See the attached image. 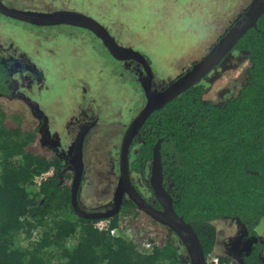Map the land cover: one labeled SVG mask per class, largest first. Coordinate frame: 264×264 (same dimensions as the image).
Listing matches in <instances>:
<instances>
[{
    "label": "rangeland",
    "instance_id": "374dc122",
    "mask_svg": "<svg viewBox=\"0 0 264 264\" xmlns=\"http://www.w3.org/2000/svg\"><path fill=\"white\" fill-rule=\"evenodd\" d=\"M252 1L254 0H14L18 6L13 7L41 13L63 8L85 12L102 23L105 22L101 21L104 17L100 12L107 13L108 24H114V30L107 28L108 32L113 31L120 39L119 41L115 37L119 44L134 49L150 60L147 59L154 73L153 90L159 92L202 60L218 38L222 37L229 24ZM60 40H69L64 48L66 50L56 47L55 43ZM92 40L95 43L92 49L82 48L84 43L81 41H91L87 46L89 47ZM56 50L57 56H51ZM0 53L14 57L24 55L36 69L45 72L46 79L40 87L37 83H32L31 73H21L17 77L20 83L18 95L0 98V112L6 115L4 124L7 128L20 127L24 132H37L35 142L27 148L28 152L46 158L58 157L65 162V155L71 156L74 151L76 133L81 125L98 118L100 124L86 141L88 151L84 159L86 166L79 192V206L87 213L111 210L120 176L123 137L147 101L135 77V74H144L142 67L115 60L95 38L78 30L67 27L59 30L33 29L26 25H9L1 16ZM251 67L246 53H232L202 81L201 84L205 86L203 99L214 106L226 104L245 85ZM91 79L95 84H92ZM81 90L87 98L83 106L85 109L74 115L69 112L68 116V104L71 102L72 105L76 99L74 96L80 94ZM50 114L63 115L64 119L58 118L55 122ZM41 115L46 117L48 124L43 132H38L42 125ZM72 172L71 167L63 172L71 175V179L63 180V184L70 187L74 174ZM131 177L143 197L149 203L154 202L155 196L149 179L132 172ZM36 190L39 188L36 187ZM125 202L129 200L125 198ZM122 209L117 214L122 231L116 230V237H133L146 250L152 247L162 248L170 240L182 255V264H190L182 242L169 228L159 225L138 209L129 213ZM213 224L217 238L213 252L206 258L207 264L212 259L221 257L243 264L251 239L246 236L240 222L226 218L216 220ZM259 235L264 246V218ZM32 238L36 241L38 234L33 233ZM22 244L31 246L32 241L22 240Z\"/></svg>",
    "mask_w": 264,
    "mask_h": 264
},
{
    "label": "trees",
    "instance_id": "16d2710c",
    "mask_svg": "<svg viewBox=\"0 0 264 264\" xmlns=\"http://www.w3.org/2000/svg\"><path fill=\"white\" fill-rule=\"evenodd\" d=\"M233 52L246 53L252 64L238 95L214 106L203 99L205 86L199 84L156 110L132 145L130 172L149 179L153 151L162 140L164 186L176 212L197 232L206 258L217 238L213 222L231 218L251 239L243 264H264L259 235L264 218V15ZM16 70L15 59L0 55V98L17 93ZM5 119L0 112V264H182L170 240L146 250L133 237L113 235L122 231L118 215L103 231L95 228L101 219L79 217L71 205V187L63 184L71 179L63 174L68 160L64 164L28 152L37 132L7 128ZM50 169L53 177L36 190L35 176ZM134 210L133 202H125L122 211ZM22 240L32 241L31 246Z\"/></svg>",
    "mask_w": 264,
    "mask_h": 264
},
{
    "label": "water",
    "instance_id": "95a60500",
    "mask_svg": "<svg viewBox=\"0 0 264 264\" xmlns=\"http://www.w3.org/2000/svg\"><path fill=\"white\" fill-rule=\"evenodd\" d=\"M0 13L6 17L35 27L71 26L91 32L99 38L110 55L119 62H136L140 64L146 75H138L146 105L139 115L132 121L123 137L120 152V176L114 192L113 208L106 212L87 213L79 206V192L83 183L84 141L87 132L94 124H86L78 135L75 151L70 160L73 169L71 186V205L74 212L84 219H110L121 211L125 198L133 202L137 209L151 217L159 225L169 228L182 242L186 249L190 264H207V259L200 238L193 226L186 222L174 208V199L164 186V172L162 171L160 140L153 151L150 187L160 209L146 201L132 181L130 172V152L135 139L139 136L147 120L153 113L163 109L167 104L181 96L182 93L201 83L217 66H219L235 49L238 43L251 29H256L258 21L264 15V0H254L248 9L240 16L236 23L223 36L210 52L182 77L170 84L161 92L153 90L154 74L145 56L132 48L119 45L110 33L93 18L75 11H55L51 13L31 12L5 7L0 1Z\"/></svg>",
    "mask_w": 264,
    "mask_h": 264
},
{
    "label": "flooded vegetation",
    "instance_id": "af4514ba",
    "mask_svg": "<svg viewBox=\"0 0 264 264\" xmlns=\"http://www.w3.org/2000/svg\"><path fill=\"white\" fill-rule=\"evenodd\" d=\"M1 1V3L5 6V7H7V8H11V9H17V10H22V9H20V8H17V7H13L14 5H16V6H18L15 2H14V0H0ZM11 3V4H13L12 6H10V5H8L9 3ZM254 1H252V3H253ZM251 3V4H252ZM250 4V5H251ZM99 7V6H98ZM250 7V6H249ZM248 9V8H247ZM247 9H245V10H243V12H242V14L247 10ZM23 11H29V10H23ZM31 11V10H30ZM55 11H65L63 8L62 9H59V10H52V11H50V12H46V13H51V12H55ZM68 11H71V10H68ZM31 12H34V11H31ZM75 12H79V11H75ZM79 13H82V14H85V12H79ZM88 13V12H87ZM90 14V13H89ZM100 14H101V16H103L104 17V19H102L101 21H103V22H105V23H102V22H98V21H96V19H94L93 17H91V16H89V15H87V14H85V15H87V16H89V17H91V18H93L96 22H98V23H100L105 29H107V28H109V29H111V30H114V24H112V25H110V24H108V23H110V22H108V20H107V18H106V16H107V13H104V12H100ZM106 14V15H105ZM241 14V13H240ZM239 14V16H237L238 18H236L235 20H234V22L233 23H231V24H229V27L226 29V31L221 35L222 37L223 36H225L226 35V33L230 30V28L236 23V21L240 18V16L242 15H240ZM109 15V14H108ZM0 16L3 18V20L4 21H7V23L9 24V25H19V26H23V25H26V26H28V27H32L33 29L34 28H47V29H52V30H59L60 28H68V29H71V30H78V31H80V32H82V33H84V35L86 34L87 36H92L93 38H95L96 40H97V43H99V44H101V45H103L104 47H105V45L103 44V42L99 39V38H97V37H95L91 32H89V31H87V30H83V29H79V28H75V27H71V26H65V25H62V26H52V27H35V26H32V25H29V24H25V23H22V22H20V21H17V20H14V19H12V18H9V17H6V16H4V15H2L1 13H0ZM56 28V29H55ZM108 31V30H107ZM60 34H61V32H60ZM110 35L115 39V41L119 44V42L117 41V39L116 38H118L117 36H115L114 34H113V31L112 32H110ZM116 37V38H115ZM222 37H219L218 38V40H217V43L219 42V40L222 38ZM119 39V38H118ZM119 41H120V39H119ZM82 43H84L83 44V46H82V48L84 47V48H86V49H92V47H93V45H95V43L93 42V40H92V44H91V46H89V47H87L88 46V44H90L91 43V41H81ZM68 43H69V40H67V42H64L63 40H60V41H58V42H56L55 43V45H56V47L57 48H59V47H62L63 49L66 47L65 45H68ZM217 43H215L213 46H212V48L217 44ZM76 45V44H75ZM119 45H121V44H119ZM77 46V45H76ZM121 46H123V45H121ZM128 47V46H127ZM130 48V47H129ZM211 48V49H212ZM105 49L107 50V48L105 47ZM64 50H66V49H64ZM82 51H84V49L82 50ZM108 51V50H107ZM234 51V50H233ZM232 51V52H233ZM56 52H57V50L55 51V52H53V54H50L51 56H57L56 55ZM109 52V51H108ZM210 52V51H209ZM208 52V53H209ZM207 53V54H208ZM233 53H235V52H233ZM110 54V53H109ZM0 55H2L1 53H0ZM3 57H5V58H13V59H15L16 60V62H17V70H16V73H15V80L17 81V84H18V91H17V93L14 95V96H17L18 95V93H19V90H20V83H19V81H18V79H17V77L21 74V73H26V72H29V73H31V76H32V83H37L36 85H38L39 87H40V85H42L44 82H45V72H44V70H38V69H36V67L34 66V64L32 63V61L31 60H29L28 58H26L24 55H21L20 57H14V56H5V55H2ZM206 56V55H205ZM204 56V57H205ZM203 57V58H204ZM146 58V57H145ZM202 58V59H203ZM146 59H148V58H146ZM116 60V59H115ZM149 60V59H148ZM148 60H147V62H148ZM150 61V60H149ZM201 61V60H200ZM225 61V60H224ZM223 61V62H224ZM222 62V63H223ZM124 63V62H123ZM125 63H127V62H125ZM128 63H132V64H136V65H138V66H141L140 64H138V63H136V62H132V61H128ZM149 63V62H148ZM221 63V64H222ZM221 64L219 65V66H217V68L216 69H218L220 66H221ZM150 65V64H149ZM195 65V64H194ZM193 65V66H194ZM45 66V65H44ZM193 66L189 69V71L193 68ZM45 67H48V65L47 66H45ZM142 67V66H141ZM142 69H143V67H142ZM152 69V68H151ZM215 69V70H216ZM153 71V70H152ZM143 72H144V74H142V75H146L145 74V71H144V69H143ZM188 72V71H187ZM186 72V73H187ZM154 74V73H153ZM185 74V73H184ZM183 74V75H184ZM211 74V73H210ZM209 74V75H210ZM138 75H141V74H135V77H136V79H137V76ZM182 75V76H183ZM208 75V76H209ZM182 76H180V77H182ZM207 76V77H208ZM179 77V78H180ZM207 77L204 79V80H206L207 79ZM178 78V79H179ZM177 80V79H176ZM175 80V81H176ZM203 80V81H204ZM138 81V80H137ZM154 81V80H153ZM174 81V82H175ZM91 82H92V84H95V81L93 80V79H91ZM202 83V82H201ZM201 83H199V84H201ZM198 84V85H199ZM197 86V85H196ZM195 87V86H194ZM82 91L83 90H81L80 91V94H78L77 93V96H74V98H76L75 100H73V103H72V105L69 103L68 104V108H67V111H68V116H69V112H71L70 114H72V115H74L75 113H77V112H80V111H82L83 110V106H84V104L86 103V100L85 99H87V98H85V94H83L82 93ZM155 91V90H154ZM156 92H158V91H156ZM159 92H161V91H159ZM87 94V93H86ZM4 98V97H3ZM6 98V97H5ZM8 98V97H7ZM42 100H44V101H46L45 99H43V98H41ZM90 100H93L92 98L90 99ZM147 102V101H146ZM42 103V102H41ZM46 103H48L47 101H46ZM43 107H44V105H43ZM55 108V107H54ZM53 108V109H54ZM44 109H45V107H44ZM85 109V108H84ZM49 110H52V109H50L49 108ZM136 110L137 109H135L134 110V112H136ZM66 113V112H65ZM49 114V113H48ZM83 113H81V115H82ZM51 115V117H52V120H54L55 122H57L58 121V118L60 119V120H63L64 119V116L63 115H61V116H58L57 114H50ZM55 115H57V116H55ZM139 115V114H138ZM41 118H42V125H41V127L40 128H38V132H43V130H44V128H45V126L48 124L47 123V119H46V117L44 116V115H41ZM89 123H91V124H94L90 129H89V131L87 132V135H86V137H85V141H84V148H83V152H84V159H85V157H86V154H87V148L88 147H86V141H87V139H88V137L93 133V132H95L96 131V129H97V126L100 124V122L98 121V118L95 120V121H93V122H87V121H85L82 125H81V127L79 128V130L77 131V133H76V140L75 141H77V138H78V135H79V133L81 132V130H82V128L86 125V124H89ZM138 138V137H137ZM137 138L135 139V140H137ZM75 144H76V142H75ZM131 150H132V147H131ZM74 151H75V148H74ZM74 151H73V153H72V155L71 156H66L65 155V160H68V162H69V164H68V166H67V168L68 167H71V165H70V160H71V158H72V156H73V154H74ZM133 152V151H132ZM131 153V152H130ZM130 157H131V154H130ZM58 158V157H57ZM59 160H61V159H59ZM64 164H65V162H63ZM84 164H85V162H84ZM86 166V165H85ZM66 168V169H67ZM72 168V167H71ZM83 173H84V170H83ZM85 174V173H84ZM83 178H84V175H83ZM83 184V183H82ZM140 192V191H139ZM78 200H79V197H78ZM113 201H114V194H113ZM147 202H148V200H146ZM156 199H155V201L154 202H151L150 204H152V205H154L156 208H158V209H160V206H158V205H156ZM124 204H125V202H124ZM123 204V205H124ZM79 205L81 206V204L79 203Z\"/></svg>",
    "mask_w": 264,
    "mask_h": 264
},
{
    "label": "built area",
    "instance_id": "2783aa9c",
    "mask_svg": "<svg viewBox=\"0 0 264 264\" xmlns=\"http://www.w3.org/2000/svg\"><path fill=\"white\" fill-rule=\"evenodd\" d=\"M54 169H50L46 172H43L34 178V184L37 188H40L43 183H45L47 180H49L51 177H53ZM110 220L109 219H101L99 222L95 224V228L99 231H103L109 228ZM115 231H112V234L115 235ZM210 264H223L221 263L219 258L212 259V262Z\"/></svg>",
    "mask_w": 264,
    "mask_h": 264
},
{
    "label": "bare ground",
    "instance_id": "6f19581e",
    "mask_svg": "<svg viewBox=\"0 0 264 264\" xmlns=\"http://www.w3.org/2000/svg\"><path fill=\"white\" fill-rule=\"evenodd\" d=\"M99 231V230H98Z\"/></svg>",
    "mask_w": 264,
    "mask_h": 264
}]
</instances>
